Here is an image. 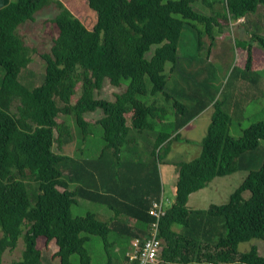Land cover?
Masks as SVG:
<instances>
[{
    "label": "trees",
    "instance_id": "trees-1",
    "mask_svg": "<svg viewBox=\"0 0 264 264\" xmlns=\"http://www.w3.org/2000/svg\"><path fill=\"white\" fill-rule=\"evenodd\" d=\"M85 1L95 14L92 28L61 0H10L0 8L4 70L0 81V264L4 252L14 250L20 238L24 247L13 264H42L52 240L57 245L52 258L58 264H71L74 253L81 264H89L84 243L90 235L101 236L107 244L110 232L129 241L139 233L145 236L153 219L148 209L162 195L157 170L160 147L178 139L179 129L209 104L213 111L200 155L176 164L174 200L159 220L163 243L156 264H264V255L255 245L238 250L240 242L264 239V153L257 154L259 141L264 140V120L233 138L230 116L223 108L225 97L212 103L213 99L202 95L195 100L194 91L195 102L188 109L166 88L164 73L167 62L172 64L170 70L178 62V40L185 23L206 22L207 34L213 26L222 33L232 20L239 23L243 17L240 24L247 23V16L264 6V0ZM215 1L222 3L221 13L213 9ZM195 2L201 11H211H196ZM49 6L57 9L50 19L57 34L49 50L37 52L45 64L42 82L29 86L19 76L31 61V49L17 29ZM246 34L249 41L239 43L245 52L242 68L236 67V59L231 69L241 70V77L252 70L256 48L264 54V13L262 33L254 28ZM152 45L153 52L146 57ZM105 78L112 85L122 80L128 84L113 100L94 97ZM148 93L171 100L175 119L167 120L171 108L159 100L146 103L138 98ZM96 108L104 113L96 120L103 142L98 156L90 158L86 147L87 156L83 151L76 156L55 152L54 145L61 149L72 136L69 125L57 116L72 115L84 138L90 125L84 113ZM131 129L135 134L129 135ZM145 134L152 143L141 158L136 140L143 141ZM237 170L247 174L226 202L206 209L188 207L191 193L214 177ZM31 182L35 189L30 188ZM85 201L106 206L111 216L100 220L90 211L72 216L71 206Z\"/></svg>",
    "mask_w": 264,
    "mask_h": 264
},
{
    "label": "rangeland",
    "instance_id": "rangeland-1",
    "mask_svg": "<svg viewBox=\"0 0 264 264\" xmlns=\"http://www.w3.org/2000/svg\"><path fill=\"white\" fill-rule=\"evenodd\" d=\"M199 2L192 4V7L200 13L208 14L211 10L208 8L201 11ZM76 3V6L70 8L88 28H92L95 22L94 12L88 7L85 0H77ZM213 9L221 13L222 3L215 1ZM263 13L264 6L259 5L254 13L247 16L249 18L247 23L240 24V22H244L243 17L238 19L239 23L232 20L222 34L216 31L215 26L212 27V33L207 34L205 31L207 28L206 22L188 21L189 23L183 25L178 40V62L175 68L170 70L172 64L170 62L165 64L166 88L176 93L181 103L186 105L188 109H191L195 100H198V95L213 99L211 103L217 98H226V104L223 108L230 116L229 134L233 138H238L242 130L248 125L264 120V54L260 53L262 50L256 48L254 66L252 70L246 72L244 77H241V70L237 69L238 67L242 68L245 53L241 50L243 46L239 45L240 40L247 39L249 41L246 33L254 28L259 30L260 34L262 33ZM56 14L57 9L55 7H44L34 13L32 21H26L17 29L24 43L31 49V61L19 76L20 81L26 85H38L42 82L45 64L37 52L49 50L52 39L57 34V27L50 19L54 18ZM219 35L221 37H218ZM154 47L155 45H152L151 49L146 52V57L151 56ZM236 59H239V63L236 65L237 68L231 71ZM3 75L4 70L0 66V81ZM127 84L128 80H122L120 85H112L105 78L101 88L95 90L94 97L113 100L115 94L126 89ZM145 84L147 89H150L151 83L147 77H145ZM194 91L195 100L193 99ZM138 98L146 103L153 99L159 100L160 103L171 108L168 110L167 120L175 119L171 107L172 101H166L162 94L150 95L148 93L138 96ZM207 107L208 109L179 129L180 136L178 139L167 142L160 147V160L157 162V170L162 179V196L165 199L166 207L174 200L175 187L172 175L176 174L177 178L176 164L200 155L201 140L210 122V114L213 111L212 104ZM103 115L104 113L100 108L84 113L90 125L86 129L83 138V130L76 124L74 117L59 114L57 119L63 120L69 125L72 136L68 142L62 145L61 149L54 145L55 152L76 156V153L83 151V155L87 156L85 150L88 148V156L90 158L97 157L103 147V142L101 139L102 128L100 124L96 123L95 119ZM127 124L129 125V122ZM130 134H135V130L131 129ZM136 141L140 148L138 155L144 158L152 143L151 137L145 134L143 141L139 137ZM140 143H143V145ZM263 153L264 140H260L257 154L261 157ZM246 174V170H237L228 175L214 177L204 188L190 194L187 205L192 209H206L211 204L226 202L229 194L239 186ZM30 188L35 189L33 182H31ZM248 195L249 193L246 191L244 196L248 197ZM89 211L94 212L100 220H106L112 214L106 206L87 201L71 206L72 216H83ZM128 241V238L119 239L115 232L108 234V244L101 236L90 235L84 243V249L89 257V264H122L125 252L130 247ZM253 245L257 247L259 253L264 255V239L261 238H252L240 242L238 250L244 252ZM23 247L24 241L20 238L14 250L4 252L3 264H13V261L21 255ZM56 250L57 245L52 240L48 249L43 252L42 264H58L57 260L52 258V254ZM70 261L71 264H81L80 256L77 253L70 256Z\"/></svg>",
    "mask_w": 264,
    "mask_h": 264
},
{
    "label": "built area",
    "instance_id": "built-area-1",
    "mask_svg": "<svg viewBox=\"0 0 264 264\" xmlns=\"http://www.w3.org/2000/svg\"><path fill=\"white\" fill-rule=\"evenodd\" d=\"M164 210L165 201L162 196L152 202L148 214L153 219L148 223L147 232L145 236L138 234L132 238L123 264H156L159 261L163 243L160 236L159 220L163 216Z\"/></svg>",
    "mask_w": 264,
    "mask_h": 264
},
{
    "label": "crops",
    "instance_id": "crops-1",
    "mask_svg": "<svg viewBox=\"0 0 264 264\" xmlns=\"http://www.w3.org/2000/svg\"><path fill=\"white\" fill-rule=\"evenodd\" d=\"M9 1L10 0H0V8L1 7H3V6H5L6 4H8L9 3ZM68 8H70L71 6H76L77 5V0H61ZM223 33V32H222ZM222 33H220V34H222ZM218 37H221V35H219ZM253 66H254V64H253ZM247 102V101H246ZM209 106V105H208ZM206 109H208V107H206V108H204L198 115H200L202 112H204ZM212 113V112H211ZM198 115H196V116H198ZM195 116V117H196ZM210 116H211V114H210ZM85 117V116H84ZM167 117H168V115H167ZM194 117V118H195ZM101 118V117H100ZM85 119L87 120V121H89L86 117H85ZM99 119V118H98ZM98 119H95V120H98ZM193 119V118H192ZM192 119H190L187 123H189ZM187 123H185L182 127H184ZM181 127V128H182ZM180 128V129H181ZM135 148V147H134ZM161 181H162V179H161ZM172 181H174V187H175V183H176V174H173L172 175ZM162 191H163V189H162ZM162 196V195H161ZM163 197V196H162ZM189 198H190V195H189ZM188 198V199H189ZM163 199H164V197H163ZM164 201H165V199H164ZM189 207V206H188ZM145 231H146V229H145ZM140 234V233H139ZM144 234V233H143ZM129 244H130V241H129ZM128 249H130V247L128 248ZM127 249V250H128ZM127 250H126V252H127ZM126 252H125V255H126ZM261 254V253H260ZM125 259V258H124ZM123 264V263H122ZM217 264H228V263H225V262H219V263H217Z\"/></svg>",
    "mask_w": 264,
    "mask_h": 264
}]
</instances>
